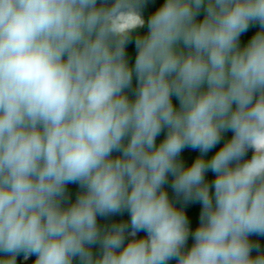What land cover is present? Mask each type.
I'll return each mask as SVG.
<instances>
[{"label": "clouds", "instance_id": "clouds-1", "mask_svg": "<svg viewBox=\"0 0 264 264\" xmlns=\"http://www.w3.org/2000/svg\"><path fill=\"white\" fill-rule=\"evenodd\" d=\"M253 237L264 0H0V264H264Z\"/></svg>", "mask_w": 264, "mask_h": 264}, {"label": "trees", "instance_id": "trees-1", "mask_svg": "<svg viewBox=\"0 0 264 264\" xmlns=\"http://www.w3.org/2000/svg\"><path fill=\"white\" fill-rule=\"evenodd\" d=\"M162 2V0H150V3H151V6L154 8L156 6H158L160 3ZM147 15V11L145 13ZM146 30V29H145ZM251 31H255V29H252L250 30V33L248 35L251 34ZM228 135L230 136L231 133H228ZM223 143V141L221 142ZM220 145H217V148H219ZM216 149H213L212 151L214 152ZM197 155V153L193 150H186L185 151V157L186 159L190 162L192 158H194V156ZM209 155H211V153H209ZM248 156L250 157L251 156V152L248 153ZM213 174L211 172L208 173V176L211 177ZM70 189L72 190L73 192V198H74V195H75V192H76V186H69ZM169 192L171 194V190L169 189ZM198 209H199V205L196 204V205H191L190 206V210H189V213H190V216L192 217V223H193V227L195 226V224L198 222ZM102 223L104 221H101ZM140 235H144L143 233H141ZM253 239H260L262 243H264V238H259V237H253ZM191 243V241H190Z\"/></svg>", "mask_w": 264, "mask_h": 264}]
</instances>
